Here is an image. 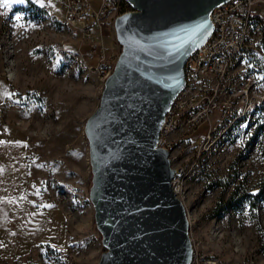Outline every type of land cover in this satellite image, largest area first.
Here are the masks:
<instances>
[{"label": "rangeland", "instance_id": "1", "mask_svg": "<svg viewBox=\"0 0 264 264\" xmlns=\"http://www.w3.org/2000/svg\"><path fill=\"white\" fill-rule=\"evenodd\" d=\"M60 18L26 0L0 6V264H99L105 252L90 201L85 126L106 81L96 60L90 70H71L68 53L82 46L87 56L91 46ZM254 22L243 61L264 75V27ZM104 36L114 65L122 52L115 26ZM249 135V147L235 134L212 149L188 189L190 234L218 264H264V197L255 199L264 187V110ZM233 195L241 206L214 217Z\"/></svg>", "mask_w": 264, "mask_h": 264}, {"label": "water", "instance_id": "2", "mask_svg": "<svg viewBox=\"0 0 264 264\" xmlns=\"http://www.w3.org/2000/svg\"><path fill=\"white\" fill-rule=\"evenodd\" d=\"M126 1L134 12L115 22L122 52L85 126L99 264H190L188 211L157 143L187 61L214 31L212 11L230 0Z\"/></svg>", "mask_w": 264, "mask_h": 264}, {"label": "built area", "instance_id": "3", "mask_svg": "<svg viewBox=\"0 0 264 264\" xmlns=\"http://www.w3.org/2000/svg\"><path fill=\"white\" fill-rule=\"evenodd\" d=\"M26 1L30 9L53 20L61 15L63 28L90 43L87 56L82 54V46L68 53L67 57L76 62L71 66L73 72L90 70V62L96 60L103 68V82L108 79L117 62L107 65L109 47L104 44V31L106 27H114L122 15L134 12L126 0H56L59 11L52 0ZM255 19L264 21V0H230L212 11L214 31L187 61L185 86L162 124L157 148L169 152L175 171L172 188L185 206L190 183L202 172L211 150L235 134L246 146L249 131L264 110L263 72L260 66L243 61ZM10 40L8 31L2 39L6 48ZM4 53L7 57L11 54L8 50ZM190 235L193 246L190 264H218L207 258L201 243Z\"/></svg>", "mask_w": 264, "mask_h": 264}, {"label": "trees", "instance_id": "4", "mask_svg": "<svg viewBox=\"0 0 264 264\" xmlns=\"http://www.w3.org/2000/svg\"><path fill=\"white\" fill-rule=\"evenodd\" d=\"M261 23H262V25L264 27V21L263 20H261ZM263 43H264V36H263ZM250 145H251V142H249L247 144L248 147ZM261 197H264V187L260 191V195H257L255 199L259 201L261 199ZM234 198H235V195H233L231 197V199L228 200L227 202L221 201L220 203H218V205L216 206L215 210L212 213L213 216L217 217V218L222 217L227 211H229V210H231L233 208H236L237 206H241L240 204L242 203V201L241 200H236L235 201ZM255 205H256V202H255Z\"/></svg>", "mask_w": 264, "mask_h": 264}, {"label": "snow or ice", "instance_id": "5", "mask_svg": "<svg viewBox=\"0 0 264 264\" xmlns=\"http://www.w3.org/2000/svg\"><path fill=\"white\" fill-rule=\"evenodd\" d=\"M7 4H8V0H0V6H5L6 7Z\"/></svg>", "mask_w": 264, "mask_h": 264}, {"label": "bare ground", "instance_id": "6", "mask_svg": "<svg viewBox=\"0 0 264 264\" xmlns=\"http://www.w3.org/2000/svg\"><path fill=\"white\" fill-rule=\"evenodd\" d=\"M8 77L12 80L15 79V75L13 73H10Z\"/></svg>", "mask_w": 264, "mask_h": 264}, {"label": "crops", "instance_id": "7", "mask_svg": "<svg viewBox=\"0 0 264 264\" xmlns=\"http://www.w3.org/2000/svg\"><path fill=\"white\" fill-rule=\"evenodd\" d=\"M0 75H1V59H0Z\"/></svg>", "mask_w": 264, "mask_h": 264}]
</instances>
